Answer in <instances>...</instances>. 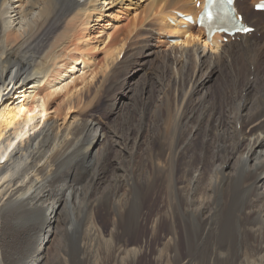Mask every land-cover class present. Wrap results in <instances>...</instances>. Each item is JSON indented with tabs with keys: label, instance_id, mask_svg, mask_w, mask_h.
<instances>
[{
	"label": "bare ground",
	"instance_id": "6f19581e",
	"mask_svg": "<svg viewBox=\"0 0 264 264\" xmlns=\"http://www.w3.org/2000/svg\"><path fill=\"white\" fill-rule=\"evenodd\" d=\"M197 1L142 0L144 15H131L121 29L118 13L106 10L121 4L126 12L136 0H0V264H74L69 251V258H57V263L46 258L49 237L62 223L66 205L67 211L78 210L74 222L86 227L80 236L83 247L113 245L119 230L122 239L136 230L142 233L137 247H122L118 258H92L93 264H264V151L259 150L264 147V18L249 12L247 0H236L237 12L255 32L226 43L219 35L209 40L195 27L204 0ZM175 12L192 15L193 24ZM105 19L107 25L100 26ZM131 33L130 39H136L127 44ZM154 42L166 45L153 56L159 60L155 66L173 68L163 97L175 123L156 115V122L171 126L172 135L169 141L157 130L153 139L158 143L146 142L139 165L132 154L122 156L109 178L100 160L93 161L97 144L105 145L104 133L82 121L75 107L94 84L96 75L92 70L88 75L94 56L103 54L104 68L110 70L127 63L128 53L153 52ZM214 70L223 74L219 98L215 91L197 98ZM243 78L249 102L240 94ZM211 97L220 106L206 107ZM199 113L208 117L207 131L220 139L214 151L221 162L205 183V167L193 165V158L198 141L206 155L208 133L198 139L199 121L189 139L182 134ZM130 142L126 137L125 150ZM162 177L166 203L149 210L160 195ZM109 207L113 221L105 233L98 217L104 221ZM163 225L161 237L172 258H136Z\"/></svg>",
	"mask_w": 264,
	"mask_h": 264
},
{
	"label": "rangeland",
	"instance_id": "374dc122",
	"mask_svg": "<svg viewBox=\"0 0 264 264\" xmlns=\"http://www.w3.org/2000/svg\"><path fill=\"white\" fill-rule=\"evenodd\" d=\"M141 1L142 0H136L135 4L131 6V10H128L126 12L120 11L121 4L113 5L111 8L106 10V12L109 13L113 11L114 14L118 13L119 18L117 19L120 20V24L118 26H120L122 29V25L132 21L130 19H133L132 16H134L135 13H140L141 10L144 11L146 9L144 7L146 3H140ZM252 3H253L252 0L246 1L249 12L252 11ZM132 9L133 10L136 9L137 12H133ZM143 11L140 13L141 15L139 14L140 16L144 15ZM106 21L107 19H105L104 22L99 23V25L106 26L107 25ZM146 22L147 21H145V23ZM110 26L111 25L108 26L107 30H109ZM111 30L110 32H112ZM119 32H121L119 33L120 36L119 39H121V37L124 34V30ZM132 35L134 36V33H131V35L129 36L127 44L132 39H133L132 44L134 43L135 41L134 39H136V37L130 39V37H133ZM138 41H136V47ZM222 42L226 43V41L224 40H222ZM154 45L155 47H153L154 49L153 52L149 51L148 52L149 54L146 53L147 55L144 54L141 57L128 53V55L131 56L132 58L128 59L127 63H125L126 65L125 64L120 65V67L119 66L114 67L110 70L108 68H104V64H105L104 62L106 60L104 59L105 56L103 54L102 55L100 54L99 56L96 57L94 56L91 60L93 66L89 68L90 73L88 72V75L93 73L96 75L94 84L92 85V87L84 91V95H82L81 98L79 97L80 104L79 106L77 105L78 108L75 107L76 110L74 111V113L76 112V114L80 116L82 121L84 122L90 121L89 123H94L96 125L95 127H98L99 130L101 129L100 131L104 133L105 136L104 142L106 146L103 143L97 144L95 148L96 155L93 157L94 158L93 161L97 162L98 159L100 160V162H98L99 163L98 165H101V167L104 165V169H105L104 173L106 174L107 177L109 176V178L112 175V170L114 166H117L116 164L122 160V156L124 157L125 160V159H129L127 157H130L129 155L132 154V157L133 156L135 157V161H134L135 164L138 163L139 165L141 159H144V156L146 154L145 152H142V150L145 148L146 142L147 141L153 142L155 140L154 143H158L156 139H153L156 138V136L158 135L157 130L161 132L160 136L164 138L168 137L170 141L172 133H170L171 131L169 130V128L171 126L170 127L168 126V128L163 126L162 124L164 122H162V119L158 121L161 122L162 124L156 122V118H157L156 115L157 114L161 115L162 118L165 119V120L163 119L164 121H166L165 123H167L168 118L171 119L172 117V121L170 120V124L172 122L175 123L176 118L174 116V113L171 110L167 109L168 103L166 98L163 97L164 95L168 94L169 78H170V77L168 78V76L172 74L173 68L168 70L163 65H159L160 67L159 66L156 67L159 60L153 58V56H155L158 53V51L163 50L164 49L163 47L166 45L157 42H154ZM225 68H223L222 71L226 72L227 70L228 72V69ZM117 69H119V71ZM91 70L93 73H91ZM203 72L205 74V70ZM222 76L223 74L221 75V72H219V70H216L213 76L211 77L210 81L207 82V84L202 88L200 95L196 97L199 98L201 97L202 93H206V92H210L211 95L212 93H214V91L215 94L217 95L219 89L218 85L219 83L221 84L223 82ZM243 81L245 83H243ZM243 81L241 82L240 94L242 95L243 99L246 97V101L249 102L251 100V96L248 95L249 92L247 94L246 93L247 90L245 91V89L242 87L243 84L246 85V79L243 78ZM87 92L88 94H86ZM217 96L219 98V95ZM230 97L233 98L234 100H238L239 95L235 93H231ZM209 99H211L210 102L208 101ZM209 99L207 98V102L205 103L206 107H210L214 105L220 106L218 104V101L216 104L213 103L212 101L213 97ZM223 112L226 118L227 113L225 111ZM205 117L204 119H202L200 113L197 114L194 120L190 121L191 124L189 123L187 125L186 131L182 133L185 139L186 138L189 139L188 138L189 132L191 130L195 132V130L199 129V127L197 129L193 128L194 124L197 125L199 121H202L200 126L202 130L198 131V139L202 141L203 138L207 137L206 135L208 133L207 138H209V140L207 142L208 146H207L206 155H203V152L205 151L206 147L199 146L201 142L198 141L197 143L198 145L196 144L198 147V149H196L197 154L195 158H193L194 160L195 159L196 160L195 161L192 160V162L194 161L193 165L196 164L195 166L205 167V171L207 173L205 174L202 183H205L209 179L210 173L212 172L214 167L221 162V160L218 161L217 157H215L216 150L214 151L215 148L217 149V145L220 142L219 141L220 139L213 132H208L211 129V125L209 123L208 117L207 116ZM166 132L169 133L167 134ZM126 137H129L131 139V142L128 144L129 146L128 150L124 149V145H125L124 143ZM149 138H152V140ZM158 138L159 140L161 139V137ZM159 145L161 144H156V146L158 147ZM259 150L263 152L264 147L260 148ZM103 151H105L104 153L105 155H103ZM201 160L202 161L204 160V163ZM212 160L215 161L214 166L213 164H211L213 163L211 162ZM231 163L234 165L235 160H233ZM121 174H122V170H121ZM191 177L192 175H189L186 177L185 180ZM160 183L162 185L159 189L160 195H158L157 198H155L153 204H150V206L148 207L149 210L154 211L161 205L163 207L166 203V197H164L166 193V181L163 177ZM226 190L228 191V189ZM227 191H224L222 194H219L222 203L224 201V196ZM147 203L148 202H146V204ZM66 206L65 209L62 210L63 215L61 214L62 223L59 224L57 228L52 231L48 243L46 245V258L48 259L50 258V260L54 263H57L55 262L57 258H69V255L70 258H75L74 264L96 263V261L94 262L92 261V258H118L116 257V251L118 252L119 250H122V247L124 246H126L127 248L137 247L142 241V237H141L142 233L139 230H136V232L133 234L129 233L125 235L124 239H122V231L119 230L117 232L118 235L115 238V243L113 245L104 242H99V243H95V245L93 246L89 245L87 247H83L81 244L80 236L83 235V233H85L86 227L83 228L81 223L80 225H78V223H75L79 220V217L77 220V215L79 214V212H77L78 210L76 208H73L72 210L67 211ZM74 220L77 221L74 222ZM112 221H113V215H112V211L110 210V207L107 208V216L104 221H102V218L98 217V223L100 227L102 226L101 228L105 233H108V231L111 230ZM79 226L82 227L80 228ZM149 232H151V230L148 227L147 228L148 235H150ZM165 234H166V226L163 225V227L160 228L159 233H156L155 235L153 234V236L151 235L152 238L146 243L145 247L142 248V252L136 258H172L171 250H169L168 245H166V243L164 242V240H162L161 237L162 235ZM105 237H106L105 240H108L107 236ZM180 250L181 252H184L185 247L183 244H181ZM67 251H69V255H67ZM79 258H84L85 260L80 262V260H78ZM120 258H122V255L120 256ZM151 263L152 262L150 263L148 262L147 264H151Z\"/></svg>",
	"mask_w": 264,
	"mask_h": 264
},
{
	"label": "snow or ice",
	"instance_id": "6c2138e0",
	"mask_svg": "<svg viewBox=\"0 0 264 264\" xmlns=\"http://www.w3.org/2000/svg\"><path fill=\"white\" fill-rule=\"evenodd\" d=\"M226 3H227V4H231V3H232V0H226ZM211 15H212V14L209 12V13H208L209 18H211ZM245 30H247V29H245Z\"/></svg>",
	"mask_w": 264,
	"mask_h": 264
}]
</instances>
